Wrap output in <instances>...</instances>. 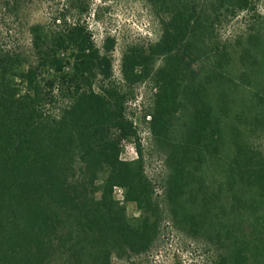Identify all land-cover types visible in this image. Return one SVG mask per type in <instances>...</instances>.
Segmentation results:
<instances>
[{
  "label": "trees",
  "instance_id": "1",
  "mask_svg": "<svg viewBox=\"0 0 264 264\" xmlns=\"http://www.w3.org/2000/svg\"><path fill=\"white\" fill-rule=\"evenodd\" d=\"M162 1L160 38L121 59L125 84L156 89L149 125L165 155L162 199L178 230L228 243L216 264H264V151L252 140L264 134V34L238 50L212 37L220 17L253 3ZM33 32L36 64L13 66L0 50V264H113L146 253L164 214L143 167L120 157L121 140L137 130L112 80L114 40L97 47L79 22L48 44ZM212 173L222 199L206 184Z\"/></svg>",
  "mask_w": 264,
  "mask_h": 264
},
{
  "label": "rangeland",
  "instance_id": "2",
  "mask_svg": "<svg viewBox=\"0 0 264 264\" xmlns=\"http://www.w3.org/2000/svg\"><path fill=\"white\" fill-rule=\"evenodd\" d=\"M250 1L253 3L251 11L241 12L234 17H220L221 21L216 22L212 36L215 43L238 50L245 44L248 35L264 34V0ZM194 2L204 7L209 0ZM166 19L167 5H163L162 0H0V50L13 66L25 69L37 63L35 27L39 28V37L46 44L56 33L77 22L87 27L99 48L103 47L106 38L114 40L111 52L112 80L126 94V117L137 130V138L121 140L120 157L133 168L138 165L143 167L159 198L164 216L160 233L146 253L122 261L114 259L113 264H216L219 257L225 254L228 244L223 240L218 242L211 236L191 237L172 223L162 199L167 175L165 155L155 145L149 125L156 89L149 80L127 85L122 78L123 54L131 48H146L156 42L161 35L162 21ZM60 56L66 58L68 53L62 52ZM239 66L236 60L235 74L240 71ZM9 72L12 74L13 70L9 69ZM16 83L22 91L18 80ZM100 83L98 81L97 84ZM58 106V103H54L49 109L55 110ZM252 140L256 147L264 151V134L254 136ZM103 177H99L97 184H101ZM221 179V176L212 173L206 184L212 196L222 199L219 191ZM113 196L115 200L123 202L115 189ZM229 202L230 199L226 204ZM125 209L129 218L140 216L132 203L125 204ZM226 222L225 227L231 236L241 233L242 229L232 219L227 218Z\"/></svg>",
  "mask_w": 264,
  "mask_h": 264
},
{
  "label": "built area",
  "instance_id": "3",
  "mask_svg": "<svg viewBox=\"0 0 264 264\" xmlns=\"http://www.w3.org/2000/svg\"><path fill=\"white\" fill-rule=\"evenodd\" d=\"M114 189L118 193L119 199L122 201L123 200V194L120 192L121 190L119 188H117V187H115Z\"/></svg>",
  "mask_w": 264,
  "mask_h": 264
}]
</instances>
